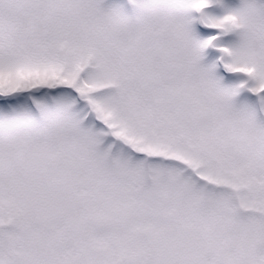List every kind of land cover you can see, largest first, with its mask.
<instances>
[{"label": "snow or ice", "instance_id": "6c2138e0", "mask_svg": "<svg viewBox=\"0 0 264 264\" xmlns=\"http://www.w3.org/2000/svg\"><path fill=\"white\" fill-rule=\"evenodd\" d=\"M0 264H264V0H0Z\"/></svg>", "mask_w": 264, "mask_h": 264}]
</instances>
